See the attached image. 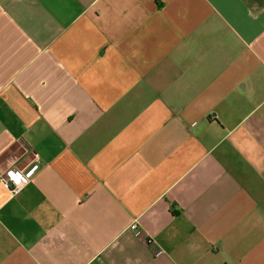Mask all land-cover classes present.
Listing matches in <instances>:
<instances>
[{"label": "crops", "instance_id": "obj_1", "mask_svg": "<svg viewBox=\"0 0 264 264\" xmlns=\"http://www.w3.org/2000/svg\"><path fill=\"white\" fill-rule=\"evenodd\" d=\"M0 264H264V0H0Z\"/></svg>", "mask_w": 264, "mask_h": 264}, {"label": "built area", "instance_id": "obj_2", "mask_svg": "<svg viewBox=\"0 0 264 264\" xmlns=\"http://www.w3.org/2000/svg\"><path fill=\"white\" fill-rule=\"evenodd\" d=\"M4 179L12 192L19 191L28 182V179L19 170H7ZM130 227L134 229L136 224L133 223ZM137 232L139 233V231Z\"/></svg>", "mask_w": 264, "mask_h": 264}]
</instances>
